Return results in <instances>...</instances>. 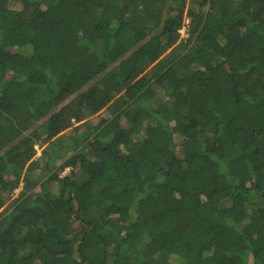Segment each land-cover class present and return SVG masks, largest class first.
<instances>
[{"label":"trees","instance_id":"16d2710c","mask_svg":"<svg viewBox=\"0 0 264 264\" xmlns=\"http://www.w3.org/2000/svg\"><path fill=\"white\" fill-rule=\"evenodd\" d=\"M0 264H264V0H0Z\"/></svg>","mask_w":264,"mask_h":264},{"label":"rangeland","instance_id":"374dc122","mask_svg":"<svg viewBox=\"0 0 264 264\" xmlns=\"http://www.w3.org/2000/svg\"><path fill=\"white\" fill-rule=\"evenodd\" d=\"M68 172V170H66L63 174H65V173H67ZM74 227H76L77 228V226L76 225H74ZM75 232L78 234L79 233V228H77L76 230H75Z\"/></svg>","mask_w":264,"mask_h":264}]
</instances>
